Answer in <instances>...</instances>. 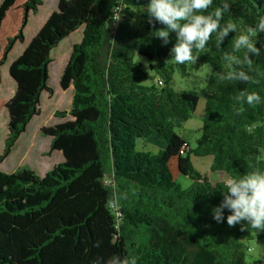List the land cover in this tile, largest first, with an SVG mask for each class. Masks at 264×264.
Wrapping results in <instances>:
<instances>
[{"label":"trees","instance_id":"16d2710c","mask_svg":"<svg viewBox=\"0 0 264 264\" xmlns=\"http://www.w3.org/2000/svg\"><path fill=\"white\" fill-rule=\"evenodd\" d=\"M148 3L58 0L9 64L15 87L9 99H0V111L7 112L0 164L40 115L42 97L53 95V53L80 31L59 78L62 91L72 88L69 109L53 113L63 122L40 128L50 138L49 151L62 152L63 161L43 176L29 169L0 171V264H107L114 253L134 256L137 264H264L248 260L243 241L251 232L264 252V231L229 227L227 209L217 222L212 209L224 199L225 180L208 178L264 170V0H213L209 12L226 9L220 28L232 21L236 30L223 37L219 29L213 32L203 51L193 48L196 61L184 64L171 56L175 31L167 42L155 36L164 25L154 17L149 23ZM40 6L41 0H0V71ZM248 28L255 29L250 38L259 50L248 53L251 68L244 50L234 47ZM136 56L146 59L156 85L140 84L147 74ZM203 67L209 73L200 89V135L191 148L176 131L201 97L194 87L174 88L173 76L184 79ZM230 71H244L254 82L230 80ZM245 90L258 92L260 103L241 102ZM150 137L164 142V149L138 151L137 142ZM192 157L210 158L208 173L196 171ZM171 160L191 181L189 188L173 179Z\"/></svg>","mask_w":264,"mask_h":264},{"label":"rangeland","instance_id":"374dc122","mask_svg":"<svg viewBox=\"0 0 264 264\" xmlns=\"http://www.w3.org/2000/svg\"><path fill=\"white\" fill-rule=\"evenodd\" d=\"M58 0H41V6L35 16H31L28 21L26 32L24 33V42L16 43L15 47L9 54L5 65L0 71V99H8L11 97V91L14 90V82L8 76L9 64L21 53L23 48L27 45L31 37L38 31L48 15L55 11ZM150 2V0H149ZM28 29V30H27ZM81 40L80 31L75 33L69 39L59 45L57 50L53 53V61L48 67V86L53 91L51 98L42 97L40 115L33 118L26 127L14 147L10 155L0 164V171L4 173H12L20 169H29L43 176L47 171L51 170L53 166L63 161L62 154L58 151L50 152V138L40 133L41 127H48L64 120H59L53 117L56 111H67L71 103V88L66 91H61L59 87V78L66 62L68 61L71 46ZM136 61L142 64V71L147 74L146 79L141 80L140 84L145 86L156 85L158 77L155 73L149 71L146 59L136 56ZM209 73V67H203L202 71L198 73H190L187 78H180L177 73L173 76V87L177 89H186L194 87L196 93H199L201 99L195 113L191 119L176 131L191 148L195 145V140L200 135L201 116L199 112L203 108L202 95L200 89L204 82L206 74ZM67 117L65 120H68ZM7 112L3 108L0 111V154L3 149V142L6 136ZM155 139L139 140L136 145L138 151L156 154L159 148L154 145ZM264 159V155H263ZM211 162L210 158H194L192 157V165L199 173H208V167ZM169 170L173 179L180 185L182 189H187L191 185V181L178 173L176 162L171 160ZM208 178L212 183L221 180H227V177L222 173H209ZM243 241L248 248L246 256L250 262L260 260L264 262V252L260 249L258 242L254 238V234L248 232ZM250 249V250H249Z\"/></svg>","mask_w":264,"mask_h":264},{"label":"clouds","instance_id":"9594fccd","mask_svg":"<svg viewBox=\"0 0 264 264\" xmlns=\"http://www.w3.org/2000/svg\"><path fill=\"white\" fill-rule=\"evenodd\" d=\"M212 3L213 0H150L147 4L149 23H152L151 18L154 17L164 25L163 28L156 30L155 36L164 37L167 42L170 31H175L177 34V43L171 50V56L176 63H194L197 56L193 55V48L203 51L211 34L218 29L220 37L226 36L230 30H236L237 25L232 21H229L226 27L220 28V20L226 9L217 7L209 12ZM124 7L121 5L119 11H123ZM121 17L117 13L113 16V20L119 21ZM259 27L264 31V21ZM254 35H256L255 29L248 28L247 32L240 34L234 43L236 50H244V63L249 68L253 61L248 57V53L259 52L250 38ZM236 62L240 63V61ZM228 79L254 82L253 78L244 71H230ZM238 99L248 105H256L260 103L261 96L258 92L245 90L240 93ZM225 189L222 193L224 199L219 206L212 209L213 218L221 222L224 219V210L227 209L229 227L240 224L241 231L248 228L264 231V170L252 169L239 177H229L225 181ZM109 203L118 207L112 200ZM96 246H99V242ZM107 264H137V260L134 256L123 255L121 258L119 253H114L109 256Z\"/></svg>","mask_w":264,"mask_h":264},{"label":"crops","instance_id":"0c3cea01","mask_svg":"<svg viewBox=\"0 0 264 264\" xmlns=\"http://www.w3.org/2000/svg\"><path fill=\"white\" fill-rule=\"evenodd\" d=\"M62 91V90H61ZM13 92H14V90H12L11 91V94H13ZM71 92H72V88H71ZM9 99V98H8ZM7 100V99H6ZM203 107H204V105H203ZM202 114H203V108L201 109V111L199 112V115L202 117ZM149 139H155V138H153V137H150V138H147L146 139V141H148ZM155 142H154V145L156 146V147H158L159 148V150H162V149H164V147H165V144H164V142H162V141H160V140H157V139H155L154 140ZM211 163V162H210ZM210 165V164H209Z\"/></svg>","mask_w":264,"mask_h":264},{"label":"built area","instance_id":"2783aa9c","mask_svg":"<svg viewBox=\"0 0 264 264\" xmlns=\"http://www.w3.org/2000/svg\"><path fill=\"white\" fill-rule=\"evenodd\" d=\"M115 15H116V13H115ZM114 25V24H113ZM180 154H182V152L180 151ZM250 250V249H249Z\"/></svg>","mask_w":264,"mask_h":264},{"label":"water","instance_id":"95a60500","mask_svg":"<svg viewBox=\"0 0 264 264\" xmlns=\"http://www.w3.org/2000/svg\"><path fill=\"white\" fill-rule=\"evenodd\" d=\"M62 155H63V153L62 152H60ZM62 158H63V156H62Z\"/></svg>","mask_w":264,"mask_h":264}]
</instances>
